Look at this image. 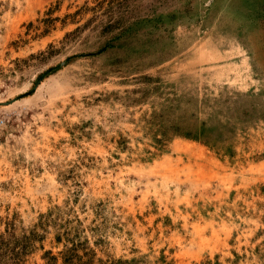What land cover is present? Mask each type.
<instances>
[{"label": "rangeland", "instance_id": "1", "mask_svg": "<svg viewBox=\"0 0 264 264\" xmlns=\"http://www.w3.org/2000/svg\"><path fill=\"white\" fill-rule=\"evenodd\" d=\"M72 248L264 264V0H0V264Z\"/></svg>", "mask_w": 264, "mask_h": 264}, {"label": "trees", "instance_id": "2", "mask_svg": "<svg viewBox=\"0 0 264 264\" xmlns=\"http://www.w3.org/2000/svg\"><path fill=\"white\" fill-rule=\"evenodd\" d=\"M88 254L83 252L81 254L74 251V249H69L61 257V264H93L91 255L85 257ZM84 255V256H83ZM98 264H129L126 261L122 260H110L108 262H100Z\"/></svg>", "mask_w": 264, "mask_h": 264}]
</instances>
